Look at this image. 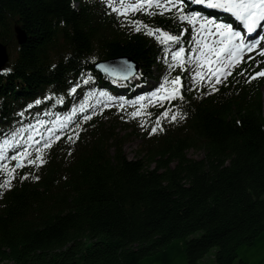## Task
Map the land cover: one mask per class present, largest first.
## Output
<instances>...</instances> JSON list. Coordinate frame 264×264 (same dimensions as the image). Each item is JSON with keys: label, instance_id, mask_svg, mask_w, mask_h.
<instances>
[{"label": "trees", "instance_id": "trees-1", "mask_svg": "<svg viewBox=\"0 0 264 264\" xmlns=\"http://www.w3.org/2000/svg\"><path fill=\"white\" fill-rule=\"evenodd\" d=\"M173 17L135 20L179 33ZM0 42L11 69L0 73V147L6 136L12 147L0 164V264H172L175 243L186 264L213 249L217 264H248L240 249L264 241V80L250 79L259 67L245 62L217 90L192 84L143 28L95 0H0ZM123 56L142 80L169 70L171 88L180 75L183 99L131 103L140 114L127 136L116 129L119 107L68 116L77 95L109 84L93 65ZM44 118L49 125L35 131ZM132 136L141 139L136 160L123 153ZM15 145L33 157L41 148L44 163L18 167ZM190 150L204 158H188Z\"/></svg>", "mask_w": 264, "mask_h": 264}, {"label": "snow or ice", "instance_id": "snow-or-ice-1", "mask_svg": "<svg viewBox=\"0 0 264 264\" xmlns=\"http://www.w3.org/2000/svg\"><path fill=\"white\" fill-rule=\"evenodd\" d=\"M107 6L112 9V11L119 13L120 15L127 16L129 12L145 11L149 15L154 14L151 9H156L158 14L163 15L165 12H172L173 9L176 10V15L173 19H178L180 22H187L191 25V31L196 32V38L193 43L195 48L187 49L196 58L195 63L197 69L193 71V78H199L201 81H207L209 84L213 85V90L215 84L222 83L221 76L231 75V70L236 66V64L243 60L245 52H252L260 47V41H264V36L260 37V40L248 39L241 31L235 30L232 24H216L214 22L208 21L206 18L203 22H200L201 14L199 13H189L185 14L183 11V0H105ZM118 3L121 6H116ZM209 7L214 9H225L231 13L247 30V33H252L258 26L264 27V0H209ZM132 24L135 26L137 32L141 31V28L145 30V33L149 36L154 37L159 45L166 46L163 51L170 53L172 61L177 63H169L167 56L164 57L163 62L167 64L169 69H175L180 67L182 71H187L185 67L187 63V57L185 56L186 49L181 45V39L186 33H189L188 28H181L179 33H173L171 30L164 27H151L145 24L143 21L133 20ZM211 24V27H209ZM177 45L176 49H172L171 45ZM260 55L264 56V48H261ZM95 61V57L92 58ZM249 59H252L250 56ZM99 67L103 68L105 73L115 72V68L106 67L101 64ZM207 68V73L203 72L204 68ZM223 69V72H221ZM5 72L11 71V69H5ZM120 74L126 76L132 71L131 66L127 65L125 62L120 66ZM220 73V75H217ZM243 74V73H241ZM264 75V70L255 73L251 78L255 79L257 76ZM214 78V79H213ZM94 79L89 76L83 82L88 84L90 80ZM167 79V78H166ZM169 85L172 86V94L168 95L169 89L164 88L161 85V89L164 95L157 94L158 102L164 99H175L179 95L180 99H183V95L179 93L178 89L183 87L182 78L180 75L175 76L173 79L167 81ZM79 82L69 85V93L75 94L77 88L79 87ZM101 95H106V93H101ZM111 99V97H109ZM45 99H48L46 97ZM58 102H62V97L59 98ZM35 103L39 105L40 100H36ZM29 108L32 107L31 104L28 105ZM81 111H83V106H81ZM140 113L134 112L132 115L135 117ZM23 116V112L20 113ZM167 115V113H164ZM175 119V117H172ZM84 119H89L88 116H84ZM38 123L43 124V121H38ZM158 123V122H157ZM156 129L153 128L152 131ZM18 135V131L12 132V138L15 139ZM34 138L29 136L28 140H33ZM69 139H71L69 137ZM5 146L9 145V139L6 138L3 141ZM17 147L16 155L11 156L12 160L18 162L20 167L25 166V161L28 164L35 165L37 160L40 163H44L43 150L37 148L36 152L38 156L33 157V154L28 151L27 147H22L20 145H15ZM44 149L51 147V139L44 142ZM2 152V150H0ZM0 158H3L0 156ZM39 179V177H36Z\"/></svg>", "mask_w": 264, "mask_h": 264}, {"label": "rangeland", "instance_id": "rangeland-1", "mask_svg": "<svg viewBox=\"0 0 264 264\" xmlns=\"http://www.w3.org/2000/svg\"><path fill=\"white\" fill-rule=\"evenodd\" d=\"M134 2V0H133ZM100 3L105 6L106 8H109L105 2V0H100ZM115 3V0H114ZM116 6H121L118 3H116ZM111 9V8H109ZM186 10V6L183 8V11ZM114 12V11H113ZM117 13V12H116ZM145 13V11H136V12H129L127 16H123L121 15V18L124 19V17H132V15H136V14H142ZM185 14H189V13H185ZM119 15V14H118ZM130 26L132 27L133 31L135 30V26L130 23ZM182 26L183 28H188L189 29V34H190V42H189V46L190 48L194 49L195 45L193 43L194 39L196 38V34H194L195 32L191 31V25H189L187 22H182ZM154 38V37H153ZM166 46H162L161 48L162 50L165 48ZM173 49V48H172ZM176 49V48H174ZM164 53L169 57L168 62L169 63H177L176 61H172L171 59V55L170 53H167L164 51ZM195 57L193 56V54L190 52L189 56L187 57V63L185 66H192L190 68V72L191 71H195L196 69L195 66ZM256 65L259 66H263L264 67V59L263 58H259L256 61ZM207 68L205 67L203 69L204 73H207ZM192 73H190V77L194 80H198L199 78H193ZM92 81V80H90ZM89 81V82H90ZM146 89H147V93L149 96H154L156 93H158L159 91H157L156 89L159 87V85L155 84L154 81H150L147 83L146 85ZM106 95L103 96H97L96 94H87V95H81L78 97V100L76 101L77 104L73 109V113H77L81 111V106H83V109H85L88 104H95V106H103L104 108H108V109H113V101L116 99V97L114 96V94H112L109 89H106ZM262 93L264 95V86L262 87ZM159 95H164L162 93H159ZM168 95H170V92L168 93ZM104 97V101L102 100V98ZM111 97V99L109 98ZM130 109L128 107H126V105L123 107V110H119V112L121 113H117L115 114V118H116V129L117 132H119V134H121V136H127L130 135L131 133L134 132L135 130V121L132 120L130 118L133 117V115L131 113L129 114H125V112L129 111ZM139 132V131H138ZM141 144V139L138 138V136H132L131 138H129V140L125 143L124 145V149H123V153L124 155L129 159V160H136L138 158L137 156V151L139 149V146ZM187 156L190 159L193 160H202L204 158V153L203 152H199L196 150H190L187 152ZM200 235V233H196L194 234L192 237H198ZM216 250L213 249L211 252H209L205 258L203 260H201L198 264H217L214 260V254H215ZM170 254L172 255V264H186V261L184 260L183 256L181 255V253L179 252V250L177 249V243H175L174 245L171 246L170 248ZM242 258L244 260H246L248 262V264H262V260L264 261V241L262 242H258L256 243L254 246L252 247H246V248H242L239 251V259ZM151 258L149 259H143L142 260V264H165L162 261H155V262H150Z\"/></svg>", "mask_w": 264, "mask_h": 264}, {"label": "water", "instance_id": "water-1", "mask_svg": "<svg viewBox=\"0 0 264 264\" xmlns=\"http://www.w3.org/2000/svg\"><path fill=\"white\" fill-rule=\"evenodd\" d=\"M15 34H16V40L18 44L24 45L25 42L27 41V36L25 32L19 26H16ZM9 61H10V57L8 54V49L5 45H3L0 42V72L4 70V68L9 63ZM125 62L127 63V65L131 66L132 71L129 72L126 76H122L120 74L119 69H120V66L123 65ZM101 64L105 65L106 67L115 68L116 71L105 73L104 69L99 67V65ZM95 68L102 74L107 75L109 78L119 81V82H126V81L132 80L133 78L136 77L138 70H139L138 64L131 57H127V56L117 57L114 59L100 62L96 64Z\"/></svg>", "mask_w": 264, "mask_h": 264}, {"label": "bare ground", "instance_id": "bare-ground-1", "mask_svg": "<svg viewBox=\"0 0 264 264\" xmlns=\"http://www.w3.org/2000/svg\"><path fill=\"white\" fill-rule=\"evenodd\" d=\"M135 81H137V79H136V80H134V82H135Z\"/></svg>", "mask_w": 264, "mask_h": 264}]
</instances>
